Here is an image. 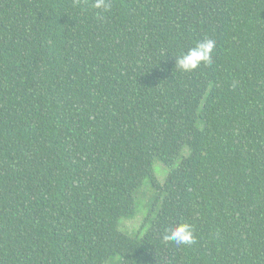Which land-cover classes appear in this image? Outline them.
Wrapping results in <instances>:
<instances>
[{"label": "trees", "instance_id": "16d2710c", "mask_svg": "<svg viewBox=\"0 0 264 264\" xmlns=\"http://www.w3.org/2000/svg\"><path fill=\"white\" fill-rule=\"evenodd\" d=\"M109 2L0 0V264H264V0Z\"/></svg>", "mask_w": 264, "mask_h": 264}, {"label": "clouds", "instance_id": "9594fccd", "mask_svg": "<svg viewBox=\"0 0 264 264\" xmlns=\"http://www.w3.org/2000/svg\"><path fill=\"white\" fill-rule=\"evenodd\" d=\"M100 14L111 11L109 0H94L92 5ZM100 16L98 15V19ZM217 41L215 37H206L194 42V45L179 57H174L175 68L185 73L196 71L201 65H210L214 59ZM163 240L177 245H192L196 243L194 229L190 223H180L164 229Z\"/></svg>", "mask_w": 264, "mask_h": 264}, {"label": "rangeland", "instance_id": "374dc122", "mask_svg": "<svg viewBox=\"0 0 264 264\" xmlns=\"http://www.w3.org/2000/svg\"><path fill=\"white\" fill-rule=\"evenodd\" d=\"M190 154L189 149H185V151L182 153L181 158L187 157ZM179 159V160H180ZM176 163L178 165L179 163ZM153 171L157 178L160 180L161 183H164L166 177L168 176L169 170L160 162L155 161L153 164ZM151 186L147 181H145L143 188L141 189L140 193L137 196L136 199V214L132 218L123 219L120 224V229L122 232L129 236L133 237H140L142 238L144 234L148 231L150 228V221L147 222L148 218V211L152 197L147 196L146 194L150 193ZM147 209H145V205H148ZM121 258L119 256L112 258L108 264H120Z\"/></svg>", "mask_w": 264, "mask_h": 264}]
</instances>
